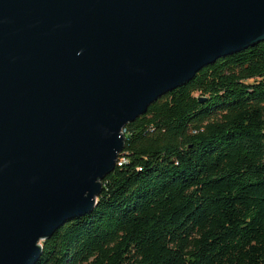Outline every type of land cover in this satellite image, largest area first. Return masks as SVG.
<instances>
[{"label": "water", "instance_id": "95a60500", "mask_svg": "<svg viewBox=\"0 0 264 264\" xmlns=\"http://www.w3.org/2000/svg\"><path fill=\"white\" fill-rule=\"evenodd\" d=\"M263 41L264 0H0V264L93 211L128 123Z\"/></svg>", "mask_w": 264, "mask_h": 264}, {"label": "trees", "instance_id": "16d2710c", "mask_svg": "<svg viewBox=\"0 0 264 264\" xmlns=\"http://www.w3.org/2000/svg\"><path fill=\"white\" fill-rule=\"evenodd\" d=\"M124 130L127 162L35 264H264V41L203 67Z\"/></svg>", "mask_w": 264, "mask_h": 264}, {"label": "built area", "instance_id": "2783aa9c", "mask_svg": "<svg viewBox=\"0 0 264 264\" xmlns=\"http://www.w3.org/2000/svg\"><path fill=\"white\" fill-rule=\"evenodd\" d=\"M125 132V130L123 131V133ZM127 161H126V158L125 157H121L119 159V161L117 162V166L118 167H121L123 164H125Z\"/></svg>", "mask_w": 264, "mask_h": 264}]
</instances>
